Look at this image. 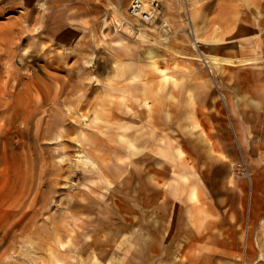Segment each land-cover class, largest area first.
Masks as SVG:
<instances>
[{
    "label": "crops",
    "instance_id": "crops-1",
    "mask_svg": "<svg viewBox=\"0 0 264 264\" xmlns=\"http://www.w3.org/2000/svg\"><path fill=\"white\" fill-rule=\"evenodd\" d=\"M28 1L29 7L46 9L74 3L73 16L56 19L46 11L42 17L46 36L66 48L82 37L93 54L94 73H115L117 78L123 72L122 84L104 87L120 89L126 106H132L123 116L115 113L110 118L126 120V135L131 137L126 139V151L137 153L131 155L127 184L137 183L138 166L149 168L148 174L140 173L144 206L154 198L158 215L167 217L174 211L165 208V201L195 198L192 188L198 184L221 187L226 183L236 200L245 195L251 199L248 230L259 222L264 206V0H187L192 3L191 24L185 16L186 0H160L157 16L149 24L129 14L133 0ZM0 2L2 11L4 0ZM4 25L0 21V105L8 101L5 89L9 88L13 103L22 105L20 115L11 112L10 116L22 123L27 111L30 129L24 131L35 136L40 132L35 105L54 99L61 103L63 96L50 95L46 83L41 87L44 95H39L36 83L20 78L21 66L5 68L6 60L18 52ZM115 63L122 65L115 68ZM67 88L60 83V93ZM93 96L99 99L95 91ZM5 113L0 110V232L20 231L26 222L36 220L38 210L36 179L29 174L30 143L15 145L14 136L22 127L7 125ZM243 162L254 172L251 184L235 171ZM185 165L195 174L182 186L179 168ZM166 177L172 189L144 188L155 181L165 184ZM213 187L206 188L208 196L198 197L219 199ZM201 189L200 194L207 193ZM47 196L41 197V207L46 206ZM233 211L245 214L244 209ZM213 213L222 215V210ZM157 224L162 226L159 218ZM165 230L169 235L170 221Z\"/></svg>",
    "mask_w": 264,
    "mask_h": 264
},
{
    "label": "rangeland",
    "instance_id": "rangeland-1",
    "mask_svg": "<svg viewBox=\"0 0 264 264\" xmlns=\"http://www.w3.org/2000/svg\"><path fill=\"white\" fill-rule=\"evenodd\" d=\"M3 3L0 18L5 17L0 21L5 22L4 31L14 38L18 52L6 60L5 68L21 66L20 78L36 83L39 95H44L41 87L46 83L49 94L63 96V101L35 105L40 132L32 136L24 131L30 129L27 111L22 123L10 116L11 112L20 115L22 105L13 103L9 88L5 89L8 101L0 110L8 114L7 125L22 127L21 133L14 131L15 145L30 143L31 151L26 152L30 177L36 179L38 210L36 220L26 222L20 231L0 232V264H264V206L259 222L248 230L251 199L245 195L236 200L231 185H195L191 193L195 198L165 201V208L174 211L165 217L156 212V199L150 198L145 206L141 200L140 173L148 174V167L138 166L137 183L127 184L132 175L131 155L137 153L126 151V139L131 138L126 135V120L110 117L115 113L123 116L126 107L131 111L132 106H126L120 89L104 87L122 84L123 72L117 78L115 73H94L93 54L82 37L66 48L46 36L42 20L46 11L62 19L76 15L75 4L46 9L29 7L28 0ZM191 5L186 0L185 16L190 24ZM120 65L115 63V68ZM61 82L68 87L65 93H60ZM94 91L99 99L94 100ZM179 169L184 173L180 184L186 186L195 173L191 170L190 174L188 165ZM235 171L252 183L254 172L247 163L239 164ZM167 178L165 184L155 181L144 188L168 191L173 186ZM201 187L206 194L199 193ZM210 187L219 199L198 197L208 196L206 188ZM183 188L182 195L186 193ZM44 196L47 204L41 207ZM214 209L222 210V215L216 216ZM234 209H244L245 214L236 215ZM168 221L169 235L165 230Z\"/></svg>",
    "mask_w": 264,
    "mask_h": 264
},
{
    "label": "built area",
    "instance_id": "built-area-1",
    "mask_svg": "<svg viewBox=\"0 0 264 264\" xmlns=\"http://www.w3.org/2000/svg\"><path fill=\"white\" fill-rule=\"evenodd\" d=\"M160 8V3L158 0H133L129 7V14L141 20L144 23H151ZM247 174L248 171L244 170Z\"/></svg>",
    "mask_w": 264,
    "mask_h": 264
}]
</instances>
